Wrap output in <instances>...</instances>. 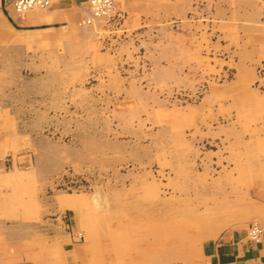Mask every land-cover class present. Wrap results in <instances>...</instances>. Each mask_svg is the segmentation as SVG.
<instances>
[{
	"label": "rangeland",
	"instance_id": "rangeland-1",
	"mask_svg": "<svg viewBox=\"0 0 264 264\" xmlns=\"http://www.w3.org/2000/svg\"><path fill=\"white\" fill-rule=\"evenodd\" d=\"M114 2L113 16L78 22L94 27L95 59L77 31L52 63L2 70L1 185L36 225L72 226L87 264H182L217 231L264 225V53L241 55L264 30V0L135 28Z\"/></svg>",
	"mask_w": 264,
	"mask_h": 264
},
{
	"label": "crops",
	"instance_id": "crops-1",
	"mask_svg": "<svg viewBox=\"0 0 264 264\" xmlns=\"http://www.w3.org/2000/svg\"><path fill=\"white\" fill-rule=\"evenodd\" d=\"M124 1L126 23L130 28L155 24L161 21V15H174L173 12L188 14L195 7L205 11L208 6L211 7V0H202L203 3L199 5H196L197 2L193 3L195 0H174L170 4L173 10L161 14V0ZM86 2L87 0H50L46 8L33 7L18 12L14 7V0H0V74L7 65H12L14 73L18 74L22 70L34 72L38 64L52 63L55 46L67 43L77 31L86 40L82 45H88L87 49L80 51L83 58L95 59V53L90 50L95 41L94 27L78 24L87 15ZM217 8L224 10L222 6ZM222 18L225 19L224 16ZM190 23L183 28H189ZM248 23L250 22L246 20L243 24L247 40L251 37ZM252 30H258V26L254 25ZM168 33L166 31V35ZM174 35L177 37H174L175 41L170 45L174 49L181 48L177 41L179 36ZM254 38L249 54L245 50L242 56L245 54L246 57L250 55L254 58L264 53V30ZM4 171L0 169V264H54L46 254L49 244L52 249L55 244L60 249L58 264H87L88 252L76 240L78 234L72 226L70 228L57 219L47 217L44 224H37L38 229L36 223H33L35 214L30 216L23 212L21 197L14 200L9 196V200L7 199L1 185L5 177ZM261 228L262 234L258 240H252L248 236L246 224L238 228L222 229L217 231L218 234H211V239L202 242L194 254L184 252L178 254V257H183L182 264H264V225L261 224ZM211 229H214L213 226ZM38 257H42V262H39Z\"/></svg>",
	"mask_w": 264,
	"mask_h": 264
},
{
	"label": "built area",
	"instance_id": "built-area-1",
	"mask_svg": "<svg viewBox=\"0 0 264 264\" xmlns=\"http://www.w3.org/2000/svg\"><path fill=\"white\" fill-rule=\"evenodd\" d=\"M50 4V0H14V7L18 12H23L29 8L39 7L46 8ZM87 16L84 23H90L93 17H110L114 15V0H87L86 2ZM248 236L252 240H258L262 234V228L259 223L252 222L248 226Z\"/></svg>",
	"mask_w": 264,
	"mask_h": 264
}]
</instances>
